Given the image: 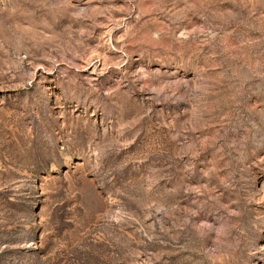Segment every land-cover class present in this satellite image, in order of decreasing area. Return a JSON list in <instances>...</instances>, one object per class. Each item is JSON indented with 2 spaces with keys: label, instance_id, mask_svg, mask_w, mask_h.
Masks as SVG:
<instances>
[{
  "label": "rangeland",
  "instance_id": "1",
  "mask_svg": "<svg viewBox=\"0 0 264 264\" xmlns=\"http://www.w3.org/2000/svg\"><path fill=\"white\" fill-rule=\"evenodd\" d=\"M0 264H264V0H0Z\"/></svg>",
  "mask_w": 264,
  "mask_h": 264
}]
</instances>
